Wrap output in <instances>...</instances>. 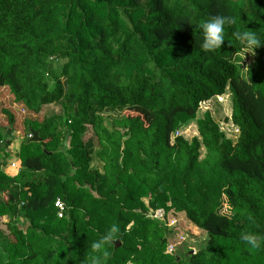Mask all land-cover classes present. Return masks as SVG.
Masks as SVG:
<instances>
[{"label": "trees", "instance_id": "1", "mask_svg": "<svg viewBox=\"0 0 264 264\" xmlns=\"http://www.w3.org/2000/svg\"><path fill=\"white\" fill-rule=\"evenodd\" d=\"M215 15L234 24L221 48L206 52L196 26ZM234 30L264 41V0H0L4 87L33 114L63 107L25 122L39 141H22L16 175L3 170L12 140L0 135V264H83L113 223L120 234L107 264H264V245L239 238L264 237V43L244 65ZM226 91L235 141L209 112L197 136L176 134ZM109 113L121 119L106 124ZM94 157L101 170L90 166ZM148 209L183 215L205 245L166 254L172 228Z\"/></svg>", "mask_w": 264, "mask_h": 264}, {"label": "rangeland", "instance_id": "2", "mask_svg": "<svg viewBox=\"0 0 264 264\" xmlns=\"http://www.w3.org/2000/svg\"><path fill=\"white\" fill-rule=\"evenodd\" d=\"M244 65L249 64L250 55L248 52L243 56L242 60ZM8 111L14 118L13 125L9 124L8 116L3 113V111ZM205 112H209L215 123L218 124L219 130L224 133L225 137L235 141L238 135L237 129L229 121L231 117V96L226 91V93L220 98L215 97L211 100L201 103L199 105V112L196 115V118L184 127L180 128L176 134L182 135L185 139L191 140L194 136H197V121L202 118V115ZM52 115H63V107L60 104L43 106L38 114H33L31 111H28L23 104L14 102L13 96L6 87H0V135L4 136L8 130H10L9 138L12 140L11 145L6 149L8 157L4 160V172L8 175H16L19 171L18 168L13 170L10 169L9 164L15 163L19 166L18 152L20 145L27 136V127L25 122L38 121L41 122L44 118H47ZM106 118V124L114 121L120 120L121 114L119 113H109L104 115ZM92 136V132L89 128L83 133L82 141L85 142L88 138ZM69 136H66L60 142L59 147L64 148L65 151L70 147L69 146ZM0 155V162H2ZM92 168H97L101 170V165L94 157L92 163L90 164ZM36 178H39V175H36ZM145 206H148V199L145 198L142 200ZM154 212V210L148 209L146 215ZM229 211L225 204H223L221 209V214L228 215ZM165 222L170 224L175 222V227L172 228V231L168 234V244L174 245L173 256H181L186 254L196 253L200 248H202L206 243V234L193 225H191L183 215L176 214L172 211L165 213ZM1 230L4 234H8L6 229L7 219L2 218ZM166 250V249H165ZM4 257L3 247L0 241V260Z\"/></svg>", "mask_w": 264, "mask_h": 264}, {"label": "clouds", "instance_id": "3", "mask_svg": "<svg viewBox=\"0 0 264 264\" xmlns=\"http://www.w3.org/2000/svg\"><path fill=\"white\" fill-rule=\"evenodd\" d=\"M233 24L234 20L231 16H209L208 19L196 26L199 33V40L196 41L197 46L206 52L220 49L225 41L226 26ZM232 35L246 49L245 53L253 52L256 46L264 43V41L258 40L257 35L252 31L234 30ZM251 219L249 217L250 221ZM119 234L120 227L116 223L110 225L103 234H99L97 239L91 242L89 254L83 264H107L111 255L110 249L114 247V242L118 240ZM239 238L250 249H260L264 245V237L251 231L242 232Z\"/></svg>", "mask_w": 264, "mask_h": 264}, {"label": "built area", "instance_id": "4", "mask_svg": "<svg viewBox=\"0 0 264 264\" xmlns=\"http://www.w3.org/2000/svg\"><path fill=\"white\" fill-rule=\"evenodd\" d=\"M9 166H10V169L11 170H13L15 168L20 169V163H19V166H17L15 163H11V164H9ZM54 207L57 210L58 218H62L63 215H64V212L66 210V206L64 205V203L61 200L57 199L55 201V203H54ZM148 217L150 219H153V220H157V221H161V222L164 221L165 222V219H164L165 212L162 209L155 210L154 212H152L151 214H149ZM165 225L167 227H169V228H173V227L177 226V225H175V222H171L170 224H168V223L165 222ZM174 249H175L174 248V245L168 244L167 247H166L165 253L171 255V254L174 253ZM193 254H195L194 251H193Z\"/></svg>", "mask_w": 264, "mask_h": 264}, {"label": "water", "instance_id": "5", "mask_svg": "<svg viewBox=\"0 0 264 264\" xmlns=\"http://www.w3.org/2000/svg\"><path fill=\"white\" fill-rule=\"evenodd\" d=\"M0 87H4V80H3L2 76H0ZM9 133H10V130L7 131V135H9ZM30 141L31 142H37V141H39V138L37 137V133H33ZM162 242L165 243L166 240L164 239Z\"/></svg>", "mask_w": 264, "mask_h": 264}]
</instances>
